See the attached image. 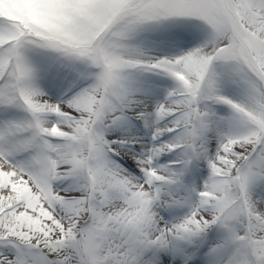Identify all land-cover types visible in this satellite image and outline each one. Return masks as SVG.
I'll return each instance as SVG.
<instances>
[{
  "label": "snow or ice",
  "instance_id": "1",
  "mask_svg": "<svg viewBox=\"0 0 264 264\" xmlns=\"http://www.w3.org/2000/svg\"><path fill=\"white\" fill-rule=\"evenodd\" d=\"M0 264H264V0H0Z\"/></svg>",
  "mask_w": 264,
  "mask_h": 264
}]
</instances>
